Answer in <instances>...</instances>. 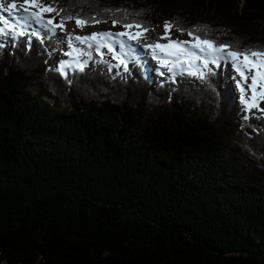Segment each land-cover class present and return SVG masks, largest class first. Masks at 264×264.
<instances>
[{"label": "trees", "instance_id": "1", "mask_svg": "<svg viewBox=\"0 0 264 264\" xmlns=\"http://www.w3.org/2000/svg\"><path fill=\"white\" fill-rule=\"evenodd\" d=\"M187 1L223 23L180 10L174 29L206 25L219 44L264 48L263 34L235 31L264 29V0ZM43 2L151 29L147 8L181 0ZM10 40L0 37V264H264V125L233 110L230 64L214 68L213 88L186 75L152 83L132 64L68 84L40 44Z\"/></svg>", "mask_w": 264, "mask_h": 264}, {"label": "snow or ice", "instance_id": "2", "mask_svg": "<svg viewBox=\"0 0 264 264\" xmlns=\"http://www.w3.org/2000/svg\"><path fill=\"white\" fill-rule=\"evenodd\" d=\"M0 10L9 13V15L12 14L13 10H22L26 20L34 21L35 24L39 25L37 30L30 31L26 24L14 25L0 17V24L3 25L0 27V35L12 36L14 40L19 37H27L29 48H31L32 38H36L41 44L45 38L50 40L55 38L60 43L67 45L68 51L64 55L68 59L58 61L57 65L48 71L58 73L68 84L72 83V80L69 79L70 73L84 72L89 61L92 60L91 50L93 49L100 56V59L96 60L95 63L105 64L108 72L116 69V76L122 77L123 73L130 72L129 64H132L141 69L145 79H150L145 68V61L132 43L136 41L138 44L144 33L149 31L140 22L123 23L122 27L126 31L121 32L100 31L85 36L74 35L73 33L57 36V29L66 32L65 22L74 17L71 14L62 15L64 10L58 9L54 4H45L43 0H23L18 7L15 0L10 3L0 0ZM52 12L61 16L59 23L55 22V17L45 18V13ZM75 22L82 29L90 23L103 21L94 16L90 18L76 16ZM112 23L115 26L120 21L113 19ZM173 27H177L173 21H166L164 24V35L159 39L167 40V43L157 41L143 45V48L148 50L147 54L157 62V71L161 76L167 73L168 81L174 84L177 76L186 75L199 80L200 84L207 85L208 88H213L211 77L216 73L212 66L219 68L222 63L231 64V68L236 74L231 79L235 81V86L239 90L238 102L241 105L242 119L247 121L255 115L253 109L264 114V109L260 108V103L264 101V48L241 50L230 44H219L217 41L200 34L206 31V25L188 30V35L192 38L190 41L171 39L170 30ZM133 28L137 31L132 32L131 29ZM179 31L183 33L185 30L180 28ZM81 45L85 47H80ZM3 46L0 44V48ZM103 49H107V53ZM44 50L49 51L48 49ZM106 54L117 62L112 63L110 60L104 59ZM249 79L251 83H248ZM257 118H264V116Z\"/></svg>", "mask_w": 264, "mask_h": 264}, {"label": "rangeland", "instance_id": "3", "mask_svg": "<svg viewBox=\"0 0 264 264\" xmlns=\"http://www.w3.org/2000/svg\"><path fill=\"white\" fill-rule=\"evenodd\" d=\"M6 3H9V2H13V0H5ZM16 3H22L23 0H15ZM162 7H166V6H162ZM172 6H169V8H165L161 9V11L159 12H156V10H158L157 8L155 9H150V8H147L148 9V12H149V15L148 17L155 21L153 27L147 31L146 33H144V35L141 37L140 41H139V45L140 46H143L145 44H148V43H153V42H160V43H167L168 41L167 40H162V39H159L160 37H162L164 35V23L163 21L164 20H167V18H171V16H174V15H177L176 12L180 11L181 10V15L185 18L186 21H195L196 19L195 18H206L209 22H212V24L210 25L211 29L215 31L216 28H218V25L222 24L223 22H217L215 21L214 18H212L211 16H206V15H201L200 14V8L196 7L195 5H192L190 4L187 0H181V3L179 4L178 7H174V8H170ZM3 12V10H1ZM146 12V11H145ZM144 10H143V13L142 15L146 16L147 15L145 14ZM45 16H49L48 13H45ZM178 20L181 21V19L177 16H175ZM176 19V20H177ZM69 25H68V29H75L78 33H85L87 31H100V30H103L105 28H108L110 29L112 32H115V26L113 24H109V23H95V24H88L86 26H84L82 29L80 27H78L76 25V22L75 21H68ZM29 26H31L32 24L29 23L28 24ZM72 25V26H71ZM74 26V27H73ZM66 28V32H57V36H66V34L69 33L68 29ZM240 29H243L244 31H249L251 33H261L263 34V37H264V33L262 32L264 29H261L260 26H257V24H251V25H240V26H237L235 28V31L236 30H240ZM60 30V29H59ZM176 30V31H174ZM132 32H135L136 30L132 29L131 30ZM187 34L185 32L183 33H180L177 31V29H174L172 28L171 31H170V37L171 39H186L187 37ZM44 44L46 45L47 49L49 50V54L48 57H47V62L49 64H52L53 65V56L54 54H58V52L56 51H60V50H66L65 47H61L59 46L61 43L59 42L58 39H47L45 38L44 40ZM62 45V44H61ZM66 47L67 45L64 44ZM59 46V47H58ZM54 48L55 52L53 53L52 51V48ZM61 48V49H59ZM61 52V51H60ZM106 53V52H105ZM147 65H149L151 67V72H149V74H159V72L157 71L158 67L154 66L153 62H151L150 60L146 61L145 62V68L146 70L148 71V67ZM32 74L35 75L36 77V73H35V69L32 70ZM165 71V70H164ZM160 75V74H159ZM233 75H236L234 70H233ZM234 81V80H233ZM248 83H251V80L249 79ZM245 87H247L245 85ZM232 89H233V94L235 96V99H234V104H233V110L238 113L239 115H242L241 113V105L239 104L238 102V96H239V90L236 88L235 86V81H234V84L232 86ZM250 91H249V95H250ZM260 108L261 109H264V101H262L260 103ZM253 113L256 114L257 117H261V116H264V114H261V113H258L255 109L252 110ZM258 119V122L261 124L262 122H264V118H257Z\"/></svg>", "mask_w": 264, "mask_h": 264}]
</instances>
